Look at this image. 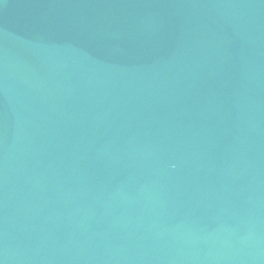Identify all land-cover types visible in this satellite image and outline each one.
<instances>
[{"label": "water", "instance_id": "water-1", "mask_svg": "<svg viewBox=\"0 0 264 264\" xmlns=\"http://www.w3.org/2000/svg\"><path fill=\"white\" fill-rule=\"evenodd\" d=\"M0 264H264V0H0Z\"/></svg>", "mask_w": 264, "mask_h": 264}]
</instances>
